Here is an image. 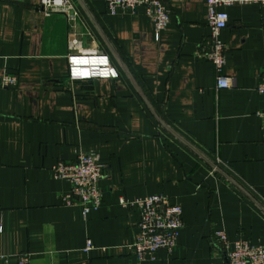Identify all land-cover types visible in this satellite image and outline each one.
I'll use <instances>...</instances> for the list:
<instances>
[{
    "label": "crops",
    "instance_id": "obj_1",
    "mask_svg": "<svg viewBox=\"0 0 264 264\" xmlns=\"http://www.w3.org/2000/svg\"><path fill=\"white\" fill-rule=\"evenodd\" d=\"M72 2L74 22L41 0H0V264L23 253L30 264H225L216 230L264 244V3L224 7L232 85L218 90L198 55L207 0H163L170 23L159 40L144 8ZM80 54L107 56L118 75L71 78ZM7 73L16 86H1ZM80 152L104 169V202L87 215L64 203L70 184L52 173ZM157 193L182 206L184 224L173 252L140 259V213L120 198Z\"/></svg>",
    "mask_w": 264,
    "mask_h": 264
},
{
    "label": "built area",
    "instance_id": "obj_2",
    "mask_svg": "<svg viewBox=\"0 0 264 264\" xmlns=\"http://www.w3.org/2000/svg\"><path fill=\"white\" fill-rule=\"evenodd\" d=\"M264 3V0H207L209 34L200 44L198 55L209 60L216 70V88L218 90L229 88L232 85L231 77L224 73L227 62V48L222 40V30L229 21V13L224 7L235 3ZM109 13L116 14L119 9L135 12L144 8L151 18L155 37L160 39L161 32L170 23V11L163 0H105ZM40 6L47 15L55 12L65 14L74 22L78 15L72 0H41ZM73 48H80L78 39L72 40ZM83 61L78 62V58ZM104 55L80 54L70 57L71 78L111 77L118 73L108 64ZM85 71V72H84ZM18 78L14 74H4L1 80L2 87L16 86ZM257 91L262 96L263 107L258 111L262 119L264 134V80L258 85ZM220 168L219 163L215 169ZM219 170V169H218ZM55 178L69 182L70 189L62 195L67 206H79L84 215L92 209L100 208L104 202V195L100 187V180L104 175L103 164L100 157L93 152H80L73 160H59L53 167ZM124 206H135L140 213V233L132 249L140 259L154 258L159 251L173 252L178 244L183 227V208L180 204L172 203L169 196L162 193L146 195L133 200L121 197ZM214 246H220L227 252L225 264H264V244H252L245 239L231 243L224 230H216L211 239ZM92 248L91 241L87 249ZM30 256L23 253L20 264H30Z\"/></svg>",
    "mask_w": 264,
    "mask_h": 264
},
{
    "label": "bare ground",
    "instance_id": "obj_3",
    "mask_svg": "<svg viewBox=\"0 0 264 264\" xmlns=\"http://www.w3.org/2000/svg\"><path fill=\"white\" fill-rule=\"evenodd\" d=\"M83 61H89V60H84L83 57H79V58H78V62H83ZM84 72H85V71H84Z\"/></svg>",
    "mask_w": 264,
    "mask_h": 264
}]
</instances>
